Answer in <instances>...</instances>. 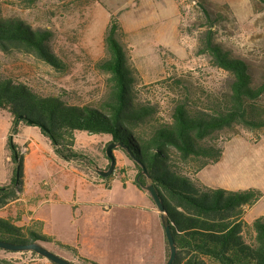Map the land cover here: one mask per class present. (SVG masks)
Listing matches in <instances>:
<instances>
[{
  "label": "rangeland",
  "instance_id": "rangeland-1",
  "mask_svg": "<svg viewBox=\"0 0 264 264\" xmlns=\"http://www.w3.org/2000/svg\"><path fill=\"white\" fill-rule=\"evenodd\" d=\"M207 1L213 17L224 14L214 28L216 42L247 61L259 85L264 78V0ZM0 6L4 17L20 18L52 34L48 45L64 63L63 70L31 54L0 52L2 69L41 95L99 106L111 76L97 64L108 58L105 39L112 17L121 26L118 38L135 78L134 99L156 107L155 121L170 122L178 101L219 95L231 83L230 75L199 53V38L209 28L202 27L204 13L193 0H0ZM0 120L5 134L11 114L1 113ZM238 132L240 137L227 141ZM19 134L13 142L22 159L24 202L10 213L0 211V218L52 237V242L40 244L75 264H85V259L97 264H163L161 214L153 198L134 184L138 170L133 161L114 150L113 173H100L110 166L107 136L77 132L71 148L82 156L68 160L39 128L23 126ZM215 138L225 144L223 157L198 178L214 189L259 190L262 199L244 215L253 223L264 216V134L236 127ZM12 155L10 142L0 139V177L15 170L18 183L19 162ZM11 256L27 264H52L31 254ZM167 261L168 255L164 264Z\"/></svg>",
  "mask_w": 264,
  "mask_h": 264
},
{
  "label": "trees",
  "instance_id": "trees-1",
  "mask_svg": "<svg viewBox=\"0 0 264 264\" xmlns=\"http://www.w3.org/2000/svg\"><path fill=\"white\" fill-rule=\"evenodd\" d=\"M19 1L35 4L40 0ZM193 1L204 13L202 27L209 28L199 38V53L208 55L213 67L230 75L231 83L219 95L178 101L170 122L155 121L156 107L134 99L135 78L118 38L121 26L115 17L105 39L108 58L97 64L111 76L99 106L72 105L61 97L41 95L0 66V114H11L9 142L12 156L19 162V181L14 178L0 187V206L22 193V159L13 142L22 125L39 128L56 152L68 160L82 156L71 148L77 132L107 136L106 155L112 143L125 147L138 170L135 184L149 195L139 183L153 185L158 192L178 248L174 264H264V216L253 223L244 220L246 210L254 207L263 194L257 189H214L198 178L223 157L225 144L218 143V133L243 127L264 134V78L256 85L247 61L232 56L216 42L214 28L222 23L223 12L213 17L207 0ZM51 37L50 32L35 30L20 18L4 17L0 6V52L31 54L63 70L64 63L49 48ZM240 136L238 132L227 141ZM116 150L124 151L121 147ZM0 240L25 245L52 242L53 238L31 226H16L0 218ZM13 254L46 259L32 251L0 249V264H27ZM167 255L169 259V244Z\"/></svg>",
  "mask_w": 264,
  "mask_h": 264
},
{
  "label": "water",
  "instance_id": "water-1",
  "mask_svg": "<svg viewBox=\"0 0 264 264\" xmlns=\"http://www.w3.org/2000/svg\"><path fill=\"white\" fill-rule=\"evenodd\" d=\"M119 147H121L124 150L123 153L128 158H130L129 152L125 149V147H123L122 145L119 146L115 143L110 144L107 148V157L110 160L111 165H110V168L107 172H100V173H102V175L108 176L109 174L113 173L115 163H116L114 150H116ZM139 179H140V177L138 178V181H139ZM139 184L143 189H145L146 191H148L150 193V196L153 198V200L157 204L158 210L161 214V218H162V222H163V226H164V230H165V235H166V238H167V241L169 244V248H170V257H169L166 264H174L176 261V258L178 256V248H177L175 237L173 234L172 224L167 217L165 207H164V205L160 199L158 192L156 191V189L154 188L153 185H144L142 183H139ZM0 249L12 251V252L32 251V252H35L38 255L48 259L49 261H51L54 264H75V263L69 262L68 260H65V259L55 255L51 251L47 250L45 247H43L40 244V242H32L30 244L23 245V244H15V243H11L8 241L0 240Z\"/></svg>",
  "mask_w": 264,
  "mask_h": 264
},
{
  "label": "crops",
  "instance_id": "crops-1",
  "mask_svg": "<svg viewBox=\"0 0 264 264\" xmlns=\"http://www.w3.org/2000/svg\"><path fill=\"white\" fill-rule=\"evenodd\" d=\"M11 121H12V117H11V120L8 122L9 124H8V128L5 132V134H4L3 130H0V139L1 140H7L9 142V136H11V127H12ZM0 123H1V120H0ZM23 126H27V125H22L19 128V131ZM35 128H37V127H35ZM19 131H18V134H16L14 136V138H19V136H20ZM116 153H117V150L115 151V154ZM121 153H123V151H121ZM3 178H5V177L4 176L0 177V187H4V186L10 184L11 182H13V179L15 178V170H13L12 172H9L7 174L5 181H3L4 180ZM134 184H135V180H134ZM23 202H24V200L22 198V193H18V198L16 200H8V203L5 206H1L0 211H1V213L2 212L10 213L12 211L13 207L18 206V205L22 204ZM158 213H160L159 210H158ZM10 219L14 220L12 217H10ZM18 226L23 227L24 225H18ZM26 226H28V225H26ZM164 236H165V252H164V257H163V259H164L163 264L165 263V261L167 259V254H168V244H167V238H166L165 232H164Z\"/></svg>",
  "mask_w": 264,
  "mask_h": 264
},
{
  "label": "flooded vegetation",
  "instance_id": "flooded-vegetation-1",
  "mask_svg": "<svg viewBox=\"0 0 264 264\" xmlns=\"http://www.w3.org/2000/svg\"><path fill=\"white\" fill-rule=\"evenodd\" d=\"M110 165H111V162H110ZM110 168V167H109ZM109 170V169H108Z\"/></svg>",
  "mask_w": 264,
  "mask_h": 264
}]
</instances>
